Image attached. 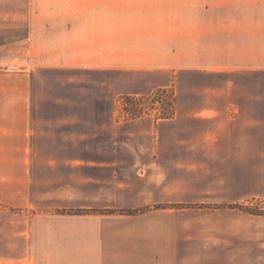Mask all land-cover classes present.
I'll return each instance as SVG.
<instances>
[{
  "label": "rangeland",
  "instance_id": "374dc122",
  "mask_svg": "<svg viewBox=\"0 0 264 264\" xmlns=\"http://www.w3.org/2000/svg\"><path fill=\"white\" fill-rule=\"evenodd\" d=\"M25 34L0 28V47ZM3 53L2 72L22 69L16 50ZM68 75H42L44 101L35 102L43 118L73 120L58 119L49 136L51 125L37 118L30 180L0 183V264H264V77L239 76L234 88L224 75L186 74L167 88L118 95L115 73L54 82ZM57 92L74 101H55ZM167 158L186 163L169 171L182 200L151 203L155 169L144 166ZM99 248L115 261L90 255Z\"/></svg>",
  "mask_w": 264,
  "mask_h": 264
},
{
  "label": "crops",
  "instance_id": "0c3cea01",
  "mask_svg": "<svg viewBox=\"0 0 264 264\" xmlns=\"http://www.w3.org/2000/svg\"><path fill=\"white\" fill-rule=\"evenodd\" d=\"M11 27L26 34L0 47V65L6 61L3 52L16 50L23 71L0 70L2 184L27 185L30 180L38 155L33 129L37 118L51 125L49 136L58 119L66 125L73 120V113L68 112L43 118L35 101H44L38 93L44 74H69L65 80L54 81L66 87L74 81L89 84L84 75L115 73L119 76L110 89L118 95L167 88L186 74L224 75L234 88L239 76L264 77V0H0V28ZM10 77L22 82L11 84ZM205 89L212 92L213 87ZM62 95L55 93V101ZM209 101H213L211 94ZM174 151L161 154L157 150L152 155L174 157ZM158 161L153 159L144 166L155 169L148 183L155 195L161 192L149 202H180L184 187L169 171L183 170L185 161ZM98 250L90 253L95 259L117 258L116 252ZM175 252L174 248L168 259ZM172 261L123 263L117 258V263L2 264H214Z\"/></svg>",
  "mask_w": 264,
  "mask_h": 264
},
{
  "label": "built area",
  "instance_id": "2783aa9c",
  "mask_svg": "<svg viewBox=\"0 0 264 264\" xmlns=\"http://www.w3.org/2000/svg\"><path fill=\"white\" fill-rule=\"evenodd\" d=\"M5 71H6V72H16V73H21V72H23V71H21V70L15 68V67L8 68V69H6Z\"/></svg>",
  "mask_w": 264,
  "mask_h": 264
},
{
  "label": "trees",
  "instance_id": "16d2710c",
  "mask_svg": "<svg viewBox=\"0 0 264 264\" xmlns=\"http://www.w3.org/2000/svg\"><path fill=\"white\" fill-rule=\"evenodd\" d=\"M246 212H248V213H250V214H256V213H253V212H250V211H246ZM258 215H260V214H258Z\"/></svg>",
  "mask_w": 264,
  "mask_h": 264
}]
</instances>
